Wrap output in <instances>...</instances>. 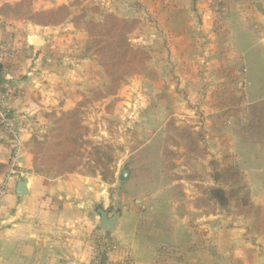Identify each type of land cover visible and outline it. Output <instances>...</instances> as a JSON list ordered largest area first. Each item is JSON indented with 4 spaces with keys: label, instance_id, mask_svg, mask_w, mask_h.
Returning <instances> with one entry per match:
<instances>
[{
    "label": "crops",
    "instance_id": "1",
    "mask_svg": "<svg viewBox=\"0 0 264 264\" xmlns=\"http://www.w3.org/2000/svg\"><path fill=\"white\" fill-rule=\"evenodd\" d=\"M45 3L37 0L35 5L46 9ZM110 3L119 17L138 20L134 35L140 44L157 49L154 60H218L225 48L247 62V73L264 77V0ZM25 44L30 56L21 60L22 70L0 66L1 90L18 91L4 101L2 94L0 111L23 140L21 174L8 182L0 198V264H264L261 183L252 184L257 190L252 197L255 209L234 213L215 211L214 206L204 209L201 184L178 179L120 207L119 223L108 232L99 222L98 209L105 207L96 204L103 191L90 184L89 177L71 173L50 180L36 172L31 144L44 124L42 113L70 107L68 90L86 59L74 62L73 68L55 58L56 53L30 46L27 39ZM12 147L0 120V184L8 174ZM255 147L257 162L264 160V145ZM22 176L29 191L25 195L17 193Z\"/></svg>",
    "mask_w": 264,
    "mask_h": 264
},
{
    "label": "rangeland",
    "instance_id": "2",
    "mask_svg": "<svg viewBox=\"0 0 264 264\" xmlns=\"http://www.w3.org/2000/svg\"><path fill=\"white\" fill-rule=\"evenodd\" d=\"M36 1L0 0L2 69L22 68L23 57L30 56L25 48L28 34L43 36L47 42L39 48L56 53L55 58L73 68L77 60L86 59L68 90L70 107L42 113L44 124L31 144L36 172L50 180L71 173L89 177L90 184L103 191L96 204L112 211L178 179L201 184L204 209H255L252 197L257 190L252 184L264 185V160L257 162L255 147L264 145V77L247 73V62L225 48L218 60H154L157 49L140 44L134 35L138 20L119 17L108 0H43L46 9ZM59 6L68 8L61 23H41L42 12ZM110 14L134 25L130 42L150 55L143 73L118 71L109 76L89 50L88 23L103 22ZM1 77L0 97L4 93L2 100L10 99L18 91L11 87L3 92ZM69 110L73 112L65 115ZM63 131L66 141L57 149L49 142ZM124 164L132 167L125 182L119 180ZM226 166L243 174L240 200L232 199L226 208L207 204L213 173Z\"/></svg>",
    "mask_w": 264,
    "mask_h": 264
},
{
    "label": "trees",
    "instance_id": "3",
    "mask_svg": "<svg viewBox=\"0 0 264 264\" xmlns=\"http://www.w3.org/2000/svg\"><path fill=\"white\" fill-rule=\"evenodd\" d=\"M67 9V6H59L42 12L41 23L46 25L61 23ZM133 29L134 25L114 14L108 15L103 22L88 23L89 50L94 52L96 61L109 76L114 77L118 71L133 75L141 74L146 70L150 55L143 48L134 46L130 42L128 34ZM72 112L73 110H69L64 114L69 115ZM62 135H65L64 131L62 134H57L55 140L49 143L60 149L66 141ZM49 158L52 157L49 155ZM97 161L100 163V159ZM111 176L115 177L113 172ZM213 182V187L207 189L208 200H213L215 205L222 208H226L232 199L240 200L238 196L245 188L241 170L233 166L216 170L213 173Z\"/></svg>",
    "mask_w": 264,
    "mask_h": 264
},
{
    "label": "water",
    "instance_id": "4",
    "mask_svg": "<svg viewBox=\"0 0 264 264\" xmlns=\"http://www.w3.org/2000/svg\"><path fill=\"white\" fill-rule=\"evenodd\" d=\"M27 43L33 47H40L46 43V39L39 34H28ZM131 169L132 167L129 164H124L119 174V180L123 182L129 181L131 178ZM17 193L19 195H25L29 193L27 189V179L23 176L20 178L18 182ZM98 213L100 215L99 222L101 224V227L105 231L110 232L116 229V226L119 223V218L121 216L120 209H116L115 211H112L111 208L100 207L98 209Z\"/></svg>",
    "mask_w": 264,
    "mask_h": 264
},
{
    "label": "built area",
    "instance_id": "5",
    "mask_svg": "<svg viewBox=\"0 0 264 264\" xmlns=\"http://www.w3.org/2000/svg\"><path fill=\"white\" fill-rule=\"evenodd\" d=\"M0 120L5 124L9 133L11 135V139L13 141L12 154L9 161L8 174L6 179L0 184V198L5 192L6 186L9 181L14 179L15 177L21 174V157L23 150V140L20 134V131L15 128L8 117V115L4 111H0Z\"/></svg>",
    "mask_w": 264,
    "mask_h": 264
}]
</instances>
